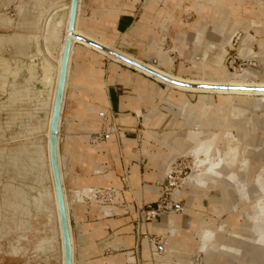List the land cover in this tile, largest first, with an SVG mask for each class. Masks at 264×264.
<instances>
[{"label":"crops","instance_id":"crops-1","mask_svg":"<svg viewBox=\"0 0 264 264\" xmlns=\"http://www.w3.org/2000/svg\"><path fill=\"white\" fill-rule=\"evenodd\" d=\"M35 6L37 9L36 0ZM188 15L191 17L187 18ZM220 17L225 19L222 30H216ZM37 23H29L35 25L34 34L38 33ZM230 28L234 34L231 44L225 45L224 65L229 59L232 62L250 60L259 68L260 58L245 57L239 48L243 45L254 52L261 48L264 0H79L74 32L81 29L142 61L152 50L164 48L170 57L176 53L185 65L193 58L202 60L209 43L223 44ZM202 34L201 45L197 46L194 42ZM72 40L60 123V136L64 138L59 147L64 158V192L71 196L87 188L106 189L111 200L77 199L72 203L70 218L73 199L69 198L74 264L75 259L77 264H136V259L139 264H153V249L145 250V241L166 234L165 215L153 223H142L140 211L148 204H156L161 195L157 187L162 191V174L154 160L171 153L163 137L169 133L183 137L184 130H188L178 115L184 105L182 92L173 88L166 96L161 82L134 72L128 68L134 66L132 63L126 61L127 67L104 55L107 53ZM180 71L186 72L184 66ZM184 97L191 105L190 110H202L199 103L194 105L186 94ZM158 99L178 110H170L172 115H167L156 104ZM218 103L215 99V104ZM136 108L142 113L157 109L155 117L144 123L140 149L135 137ZM160 128L164 130L161 135L157 131ZM102 131L108 133L107 137L94 146L99 141L91 136ZM142 151L147 154L143 157L144 164L140 163ZM146 186L154 190H146ZM195 191L189 186L182 188L185 207L181 213L175 212L180 231L174 239L182 255L194 251L197 243L196 213H201L205 220L214 218L217 222L228 217L227 213H222L226 215L223 217L212 211L210 199L215 190L203 195L199 189L202 195L192 197ZM201 201L208 202L210 207L203 206ZM209 211L211 214L206 217ZM170 241L168 237L167 247Z\"/></svg>","mask_w":264,"mask_h":264},{"label":"rangeland","instance_id":"rangeland-1","mask_svg":"<svg viewBox=\"0 0 264 264\" xmlns=\"http://www.w3.org/2000/svg\"><path fill=\"white\" fill-rule=\"evenodd\" d=\"M68 1L69 0H63L61 2H58L57 5L66 3ZM70 8H71V4L61 9L67 10ZM0 11H1V7H0ZM3 16L0 15L1 26L5 25L3 23L4 20L6 19L8 20L7 17L5 16L3 17ZM190 17L191 16L189 15L187 16V18ZM223 19H224L223 17L219 18L217 24L215 25L216 30H222L221 27L223 26L222 24ZM34 21L36 23L39 21V19L36 18L34 20H31L30 22L33 23ZM202 39H203V34L199 38V41L197 43L196 42L194 43L197 46H200ZM73 44L74 41L72 42V45ZM213 44L214 43H209L207 45V48L203 52V54L206 52V56L203 57L202 60L198 61L196 58H193L191 60L192 63L190 61L189 62L187 61L185 65H183L181 64L182 60L175 53L171 56L172 58L169 56L172 60V64H170L169 66L165 65L164 63H161L159 57H150L154 53L153 51L155 50L149 52L147 58L144 61H142L140 59L135 58L132 55L122 52L121 50L117 49L115 46L113 49H111L113 52H117L131 60H134L135 62H138L142 66L149 68V70L140 66H136L134 64H133L134 66L128 67L126 60L119 58L118 56L112 53L104 54L109 58L121 64H124L134 72L142 73L145 76L151 77V79L153 80L161 82V85L166 91V96L171 92V90H173V88L180 90L182 92L181 98L184 105L180 107L178 115L182 117L183 124L188 127V130L187 129L184 130L186 132L183 137L178 136L176 133H169L168 134L169 136L163 137L162 140L164 144L169 147L171 153L165 158H158L154 161L156 162L158 168L160 169V172L162 174V179L165 177V175L169 174L173 170L175 164H180V168L182 169V171L181 169H179V172L180 171L181 172L178 173L179 175L178 177L179 179L186 178L183 187L189 186L191 188H194V190H196L195 192L191 193V196L196 197L202 194L208 195L207 192L211 190L212 191L215 190L216 193H214L210 199L213 213L218 216H220L222 213L228 214L227 218L221 220L220 222H217L214 218L205 220L202 217L201 213H196L195 215L197 216L195 217L194 222H197L198 224L197 227L195 228V230L197 231V243L196 245L194 244V251L188 253L185 252L184 253L185 255H182L180 250L177 248L174 239L177 235H174L176 233H173L174 231L170 227V214H173L174 213L173 211H176L175 210L176 207H173V209L171 210H167L164 216L166 234L164 236L163 235L160 236L158 239L155 238L156 236H154V237H150L149 242L145 241V246H144L145 250L153 249L152 250L153 264H172L173 261L175 262V264L177 263L178 264H264V243L255 240L258 234V232L256 233V228H255L256 221L259 218L261 219L263 218V215L259 212L256 204L260 199H264V192L260 189V186L258 185L259 184L258 181L260 179L262 180V183L261 181L260 183L264 184V180H263L264 172L262 173V171H264V94L262 92H256L255 90H262V89L264 90V88H258V86H260L261 84L263 85L261 87H264V82L261 83L263 80L262 78L264 77L262 76V74L264 73V56L261 54L260 49L258 52H254L251 49L252 51L251 54L241 53V55L245 57L254 58L256 56L260 58V67L258 69H254L252 67L246 68L247 62H244L242 60H236V62H232L233 59H229V61L225 62V65L227 66L226 68L224 65V60H225L224 57H223L224 60L219 59V57L215 58V62H216L214 63L215 67L217 68L218 71L225 70L226 72H228L230 81L232 82L234 81L237 84H249L250 86L248 87H251L248 88L251 90V94H247L244 92H237L236 95H231V94L219 95L217 86L214 83H205L203 82L204 79H202L201 81L195 80L196 77L193 76V74L199 71L200 74L199 73L198 74L200 78H206V79L209 78V76H207L208 73L205 74L204 71L207 68L206 62L207 61L210 62L214 56L215 51L213 49L218 46L216 44H214L213 46ZM13 45L16 48H18V52L23 53L20 43H16ZM210 45H212L213 47L212 46L209 47ZM157 50L159 51L162 50L164 53H167V55H169V52L166 51L164 48H160ZM24 51L25 54H27L26 48ZM155 59L158 61H156ZM23 61L27 64L29 62L27 60H23ZM36 62L39 63L40 60L39 62L38 60ZM18 63L20 64L21 62ZM18 63H15V65H17ZM6 64L7 63H5L4 65ZM181 66H184V69L186 71L185 73H181L180 71ZM153 72H157L158 74L164 76L165 78ZM253 72H257V73L261 72L260 73L261 76L256 77L257 79H254ZM10 73H11L10 70L3 69V73L0 75L3 82L5 83L7 82V78ZM173 76L174 77L182 76L184 80L197 82V84L195 83L193 84V86H197V88L195 87L192 88L188 86L181 87L179 85H171V84L169 85L168 81H170L171 80L170 77ZM243 76L245 77L247 76L245 78L247 79V81L244 80V78L240 80V78ZM27 78H28V74L25 71L19 76L18 79V83L19 85H22V88L16 87V85L14 84V90L17 92V96H15L16 98L14 99L16 101V100H22L26 97V99H28L29 102L32 103L36 107V109H38L40 107L39 105L40 102L38 101L39 99L37 95L33 94L34 91H36V88H33L32 90L34 91L31 90V92H28V94L21 93L22 91L28 89L26 86ZM37 87H40V84H37ZM9 89L10 87L8 86L7 89L8 92L10 91ZM240 89L243 90L244 88H240ZM8 92L7 93L0 92V95L2 94L1 101L8 100V94H9ZM184 94H186L187 98L192 102V104L196 105L197 103H199L202 106L201 108L202 110L200 111L199 109L201 113L198 112L196 108L190 110L189 107L191 105L189 101L184 97ZM215 99L217 103L220 100V103L215 104ZM169 103L175 105L174 104L175 102L173 101H169ZM156 104L159 106V109H161L162 112L170 116L172 115V112L170 110L173 109L175 111L178 110L177 107L176 108L170 107L168 103L160 101L159 99L157 100ZM25 108H30V107L24 104L21 107V109L25 110ZM212 108L213 109L215 108L214 111H212L213 110ZM137 109L139 108H136V113H134V115L137 117L135 137L138 140V149H140L143 140L144 123L147 124L155 117V115L157 114V109L154 108L149 111L144 110V112L143 113L141 112L140 114L137 112ZM36 114H37L36 111L34 113H31V117L37 118L38 116H36ZM8 116L9 115L6 112L5 113L2 112L1 121L2 122L6 121ZM146 117L148 118L147 122L146 119H144ZM43 123L44 120H39V121L37 120V124L33 127H35V129L41 128ZM157 131L158 134L161 135L164 130L163 128H160ZM101 133L103 135L105 134L104 131H102ZM96 136H100V135H96ZM157 138L160 139L161 136H157ZM101 139L104 140L105 136L101 135L98 141H100ZM94 140L96 139L94 138ZM212 147L218 148L219 152L223 155V158H225V160L222 162V167L223 168L226 166L228 167L225 169L221 177L215 178L213 184L209 185L208 187H205L204 185L198 186L195 180H189L192 174L198 170L196 169L195 166L196 155L197 156L199 155L200 157H204L207 150ZM229 148L232 150L233 160L228 161L230 162V164H227L226 154L231 153ZM39 149H40V158H41L40 161L42 163H46L45 159L43 158L44 151L41 147ZM196 149H199V151H197L196 154H194ZM233 151L237 152L235 153V156ZM146 155H147L146 152L144 151L141 152L140 163L144 164L145 161L143 157H145ZM210 158L212 160L216 159L215 156H212ZM176 160L178 162H176L172 167V164ZM242 162H246V167H241ZM208 163L209 161H206V164L202 165V167L200 168H205V165H207ZM168 164L171 166L172 169L164 175L163 171L166 169V166ZM33 167L36 170L29 171V169H32ZM41 167L42 166L39 167V165L31 161V163L28 165L27 172L34 179L30 178V180L27 182H26L27 179L22 180L21 187L28 191L31 200L32 201L34 200L33 203L30 202L29 197L24 192V190L12 188L13 186H10V190L12 191L14 198L13 200L10 201L8 206L11 210L14 211V212L11 211L10 217L13 219L16 231L25 229L26 226L29 225L30 223L29 219L23 218V215L26 213L27 217L30 216V214L32 213L31 206L33 204H35L37 210L39 211H43L45 209V206L47 205L46 201L48 200V197L46 196L45 198H41V190L45 188L47 190L49 189V185L46 183V181H48L49 179L47 178V175L45 177L44 174L45 167L43 166L42 170ZM261 173L263 176L262 175L259 176V174ZM228 175L230 177L232 176L231 177L232 180L228 178L229 177ZM235 180L237 182H235ZM239 183H242L245 186L243 185L241 187L242 184ZM29 185L33 186L34 189L30 191L28 189ZM163 185L164 184L161 182V186ZM149 188H151V191L154 190V187L152 186L145 187L146 190H149ZM157 188L159 189V192L157 193L160 195L161 194L160 188L159 187ZM87 189H91V188H87ZM199 189L203 190L202 194L199 193V191H197ZM84 190L80 192H75L74 195H76V198L73 201H71V203L77 199L81 200L83 195L87 196L92 200H95L94 189H91V192H89L90 194H93V196L88 195ZM1 196H2V191H0V197ZM103 198H106V201H111L110 197H108L106 193H102V195L98 197L99 200ZM114 198H112V200H114ZM162 198L163 197H160L157 203L161 201ZM168 198L171 199L173 202H179L178 206H180L181 210L177 211L176 214L181 213L185 207V199L182 197V189L181 190L176 189L175 193L173 192L172 195L168 196ZM24 199L26 200L24 201ZM201 204L205 207H210L208 202L201 201ZM18 212L22 213V217L17 215ZM43 212H46L48 214L47 215L48 220H47V216L44 215V213L41 214L37 213V211L35 212V209L33 208V217H35V219L33 220V224L35 227L34 230L31 231V233L21 234L22 236L20 237H18V235L17 236L6 235L7 236L6 239H3L0 235V239L2 238V240H0V264H55L53 258L51 257L52 254L47 253L46 255V252H51L52 250L55 249L54 246L55 240L51 239L50 241V239L49 240L42 239L47 236H50V234L46 236V230H47L46 224H48L49 222L50 214L47 211H43ZM210 214L211 213L209 211L206 217H209ZM218 216H214V217L218 218ZM221 216L226 217L225 214ZM3 219L7 220L9 218L6 215H3L2 210L0 209V220ZM140 220L142 221V223L155 222V221L147 222L143 220L142 216ZM158 221L160 222L162 220H158ZM253 227L255 229H253ZM2 229L3 228L1 224L0 231H2ZM259 230H260L259 233L261 231L264 232V228H260ZM203 231L209 232L212 236L208 240V242H206V249H200L202 245V240L204 238ZM168 237L171 238V241L167 247ZM41 241L43 242L45 241L46 243L45 242L44 243L46 246L49 243L48 245L51 246L50 250H44L45 246L44 248H42L41 247L42 245L39 244ZM50 242L52 243V245ZM13 243H14L13 248L15 250H17L18 248L19 250L17 253L14 254L11 253L10 251V246ZM36 246H37V250L39 251L36 250ZM225 246L227 249L231 250L230 253L221 250ZM174 257H176L175 260ZM135 263L139 264L138 259H136ZM140 264L142 263L140 262Z\"/></svg>","mask_w":264,"mask_h":264},{"label":"water","instance_id":"water-1","mask_svg":"<svg viewBox=\"0 0 264 264\" xmlns=\"http://www.w3.org/2000/svg\"><path fill=\"white\" fill-rule=\"evenodd\" d=\"M70 2H71V10L69 15H67L66 13L63 14V20L66 21L68 19V37L65 38L64 27L59 28V32L56 35L57 37L56 39L57 42L55 43L57 46L56 48H58L59 46H61L62 43H64V50H63V56H62V62L59 72L54 105L52 107L50 104H47L44 110L40 112L38 111L36 116H38L37 118L44 119V123L41 126V128L34 129L33 126L37 124V120H36L37 118L31 117V113H34L36 111V107L32 103H30L29 100L26 99V97L22 100L15 101L13 90H14V84L16 85V87L22 88V85H19L18 83L19 76L25 71L29 76L28 67L30 66V64H35L37 65V67H39L41 62V57L37 55V45L35 42H30L29 44H27L26 47L27 55H24L23 53L18 52V48H16L10 42L9 39L15 33L30 35L36 32L35 28L29 25V22L37 18L38 9H36L35 0H0V7H1L0 15H5L13 19L12 25H8V26L0 25V35H2L5 38V41L0 44V60L1 59L6 60L7 62L6 65H2L0 61V75L3 72V69H8L11 72L16 71L17 69L20 70L18 77L16 79L14 78L13 74L8 75L4 89L2 88L3 80L0 77V92L7 93L8 86L10 87L7 101H1L2 94L0 95V191H2V196L0 197V209L2 210V214L6 215L9 218L7 220L5 219L0 220V225L2 224V228H3L2 231H0V235L2 236L3 239H6L7 238L6 235L9 236L18 235V237H20L22 236L21 234L31 233V231L34 230L35 227L33 224V220L35 219V217H33V208L35 209V212L37 211V213L40 214L44 213V215L46 216L48 215L46 212L37 210V208L33 204L31 206L32 213L30 214V216L27 217V214L23 213L24 214L23 218L29 219L30 222L29 225H27L25 229L16 231L13 219L10 217L11 211L13 210H11L8 206L10 201L13 200L14 198L13 193L10 190V186H13L12 188L24 190V192L28 195L30 202L31 203L34 202V200L33 201L31 200L28 191L26 189H23L21 186H22V180L27 179L26 180L27 182L30 180V178L34 179L27 172L28 165L31 163V158L34 157L36 153L35 150L39 146H41L45 154H47L48 151H50L52 174H53L54 186L57 196L59 218H60L61 232H62V241H61L59 236V225L57 222V217L54 212L52 215L50 226L46 224V228H47L46 236L49 234L54 236L55 250H52L51 252H46V255L47 253H51L52 254L51 257L53 258L55 264H63L62 253L64 254V264H73V250H72V241H71L72 225H71V220H69L68 212L66 208L63 183L61 178V169H60L59 157H58V151H60L59 147L64 141L63 136L59 137V132H60L62 108L64 103L65 85L67 80L69 58H70L72 42H73L72 36L93 43L96 46L103 48L108 52L118 56L119 58H122L136 66H140L149 70V68L142 66L141 64L135 62L134 60H131L117 52H113L112 50L105 48L104 46L96 42L88 40L87 38L81 36L80 34H75L74 28L78 14L79 0H70ZM54 8L55 7H53L51 10H54ZM42 35L43 32H41V36ZM40 43H41V47L43 48L44 47L43 40H41ZM23 60L29 61V64L25 63ZM37 60L38 61L40 60V62L37 63L36 62ZM243 61L247 62L246 68L252 67L254 69H258V66L255 63H252V61L250 60H243ZM18 62L21 63L19 64ZM15 63L18 64L15 65ZM153 73L161 76L157 72H153ZM31 83L30 85L32 88L37 87V84H39L35 81ZM30 85L29 82H27L26 86L30 87ZM24 104L28 105V107L30 108H25V110L24 109L22 110L21 107ZM2 112L4 113L6 112L9 115L7 117V120L3 122L1 121ZM50 116H51L50 137L47 138L46 132L49 126ZM96 135H100V136L102 135L107 137L108 133H105L103 135L100 132L98 134L91 136V139H93ZM101 140L94 146H98L99 144L103 143L104 140L102 141ZM48 145H49V149H48ZM60 155L62 160V171L65 182L64 158L61 153ZM177 160L172 164V167L176 162H178ZM167 176L168 174L165 175V177L161 180L163 184L167 183ZM185 179L186 178L178 180L179 187L174 189V193L176 189L181 190L183 188V185L185 184ZM161 188L162 191L160 197H162L163 194V186H161ZM28 189L31 191L34 189V187L29 185ZM94 190H95V196H94L95 200L106 202V198L99 200L98 197L102 195V193H106L107 190L106 189H94ZM67 194L69 196V193ZM71 196H69V198H71ZM85 197L89 200H92L84 195L82 199H84ZM72 203L70 206V218L73 210ZM175 203L177 205L175 208L176 211H173L174 213L181 210L180 206H178L179 202H175ZM165 213L166 212L161 213L153 221H155L162 215H165ZM17 215L22 217L21 212L20 213L18 212ZM47 220H48V216H47ZM2 238L0 240H2ZM74 243H75V239H74ZM13 245L14 243L10 246V251L11 253L14 254L17 253L19 250L18 248L17 250H15L13 248ZM62 247H63V252H62ZM36 250H37V246H36ZM75 261L77 264L78 261L76 259Z\"/></svg>","mask_w":264,"mask_h":264},{"label":"bare ground","instance_id":"bare-ground-1","mask_svg":"<svg viewBox=\"0 0 264 264\" xmlns=\"http://www.w3.org/2000/svg\"><path fill=\"white\" fill-rule=\"evenodd\" d=\"M58 1L61 2L63 0H36L37 6H38L37 9L38 10L40 9L39 10L40 13L38 14L39 15L38 16L39 21H38V26H37L38 27V33H36L34 35H31V34L30 35H26V34H21V33H15L9 39L12 44L20 43L24 55H27V54H25V51H24L25 48L27 47V44H29L30 42H35L36 45H37V55L41 57L40 66L37 67V65H35V64H30V66L28 67V71H29V76L28 77L29 78L27 79V82H29V84H30L31 82L35 81V82L40 84V87H38V88L37 87H33V88H36V91H34V90H32L33 89L32 87L27 86L28 89H26L25 91L21 92V93H24V94H28V92H31V90H32V91H34L33 94L37 95V97L39 99L38 101L40 102L39 103L40 107L38 109H36V113H38V111L40 112V111L44 110L45 106L47 104H50L52 107L54 105L55 95H56V90H57V84H58V78H59V72H60L62 56H63V50H64V44L63 43L58 48H56L57 46L55 44L57 42L56 35L59 32V28L64 27L65 28V36H66V38L68 37V19L66 21H64L63 20V14L66 13L67 15H69L71 8L67 9V10H64L62 12H60V11L62 10L61 8L65 7L67 5H70L71 2L69 0L66 3L57 5ZM52 3H53V5H52ZM54 3H56V4H54ZM53 7H55L54 10H51ZM5 17H7V16H5ZM7 18H8V20L6 19V20L3 21V23L5 24L4 26L12 25L13 19L10 18V17H7ZM66 24H67V26H66ZM74 30H75V28H74ZM231 30L232 29L230 28L229 35L225 39L223 44L218 45L217 47H215L213 49L215 52H214V56H213L212 60L210 62H208V61L206 62L207 63V68L204 71V73L205 74L208 73L207 76H209V78L208 79L200 78L199 77L200 72L198 71V72L195 73V75H196L195 76L196 77L195 80H200L201 81L202 79H204L203 82H205V83H214L217 86V89L219 91V93H218L219 95H224V94L236 95L237 92H244V93H247V94H251V90L248 89V88H251V87H248V86H250L249 84H237L234 81L233 82L230 81L228 72H226L225 70L218 71L217 68L215 67V64H214V63H216L215 62V58L219 57V59H223V57L227 54V50L225 49V45L231 44V41H230L231 39L230 38L234 34ZM76 31L77 32H74L75 34H80L81 36L87 38L88 40L96 42V43H98V44H100V45H102L105 48H108L110 50L113 49L112 48L113 46L110 43H108V42L100 41L99 39H97L96 37L92 36L91 34L85 33L81 29H77ZM41 32H43L42 36H41ZM197 36H199V34ZM72 39L77 40L79 43L84 44L88 48H93V49L97 50L98 52L107 53V54L110 53L107 50H105L103 48H100V47L96 46L95 44L90 43V42H88L86 40H82V39L76 38L75 36H72ZM41 40H43V42H44V47L43 48L41 47V43H40ZM4 41H5V38L2 35H0V44L3 43ZM211 46L212 45H210L209 47H211ZM213 46H214V44H213ZM260 47H261L260 48L261 54L264 56V42H262L260 44ZM89 51H90V49H89ZM239 51L242 54L243 53L244 54H246V53L247 54H251L252 53L251 48L247 49L243 45L240 46ZM153 52L154 53L150 57H159L160 58V62L164 63L165 65H168V66L170 64H172V60L169 57V55H167V53H164L162 50L161 51L155 50ZM205 56H206V52L203 54V57H205ZM253 57H254V55H253ZM0 61L3 64L7 63L6 60H2L1 59ZM28 64H29V62H28ZM19 71L20 70L17 69L16 71L11 72L10 74H13L14 78L16 79ZM260 73L253 72L254 79H257L256 77L261 76ZM237 76H239V75H237ZM262 76H264V73L262 74ZM246 77L243 76V77L240 78V80H242L244 78V80L247 81V79H245ZM170 79L171 80L168 81L169 85L171 84V85H179L181 87H187L188 86V87H192V88L193 87L197 88V86H193V84L194 83L197 84V82H191V81H188V80H184V78L182 76H178V77H174L173 76V77H170ZM262 79L263 80H262L261 83L264 82V77ZM66 82H67V80H66ZM176 82H178V83H176ZM25 84H26V82H25ZM5 85H6V83L3 82V84H2V88L3 89H4ZM261 86H263V85L261 84L260 86H258V88H264V87H261ZM65 87H66V85H65ZM236 87H238L239 89L236 88ZM240 88H244V89L242 90ZM245 88H247V89H245ZM255 91L256 92H262L264 94V90L263 89L262 90H255ZM201 92H202V90H201ZM213 93H214V91H213ZM13 95H14V98H16L15 96H17V92L15 90H13ZM137 112L140 114L141 113L140 109H137ZM51 116H52V113H51ZM51 116H50V119H49L48 130L46 132L47 138L50 137ZM145 119H146V122H147L148 118L146 117ZM37 120L39 121V120H44V119L38 118ZM34 129H35V127H34ZM59 137H60V132H59ZM40 147L41 146H39L35 150L36 153H35L34 157L31 158V161L36 163L37 165H39V167L40 166H42V167L44 166L45 167L44 174H45V177L47 175V178L49 179L48 181H46V183L49 185V189L47 190L45 188V189L41 190V198H45L46 196L48 197V200L46 201L47 205L45 206V209L43 211H47L50 214L49 215V222H48L49 226L51 224L52 215L55 212V215L57 217V222H58V225H59V232H60L59 234L61 236L60 239L62 241L61 224H60V218H59L57 196H56V191H55V186H54V179H53V174H52V166H51V160H50V151H48L47 154H45V153L43 154V158L45 159L46 163H42L40 161L41 160V158H40V149H39ZM48 149H49V145H48ZM197 151H199V149H196L194 154H196ZM230 151H231L230 154H226V162H227V164H230V162H228V161H232L233 160L232 150L230 149ZM230 151H228V152H230ZM233 153H234V156H235V153H237V152L233 151ZM198 156L196 155V159H195V166H196V169H198V170L192 174V176L190 177L189 180H195L198 186L199 185H204L205 187H208L209 185L213 184V182L215 181L216 177L218 178V177L222 176V174L224 173L225 169L228 166H226L224 168L222 167V162L225 160V158H223V155L219 152L218 148H216V147H212V148L208 149L204 157H200V156L198 157ZM212 156H215L216 159L212 160L210 158ZM58 157H59V164H60V169H61V178H62V183H63V190H65V187H64V176H63V171H62V160H61L60 151H58ZM206 161H209V163L207 165H205V168H200V167H202V165L206 164ZM42 167H41V170H42ZM241 167H246V162H242ZM171 169H172L171 166L168 164L166 166V169L163 171L164 175L166 173H168ZM32 170H36V169L34 167L32 169H29V171H32ZM263 172L264 171H262V173ZM262 173L259 174V176L262 175ZM36 176H37V174H36ZM231 177L229 176L228 178L231 179ZM43 178H44V176H43ZM233 179H235V178H233ZM260 181L262 183V180L260 179L258 181L259 182L258 185L260 186V189L264 192V184H261ZM235 182H237V181L235 180ZM239 184H242V183H239ZM243 185L244 184H242L241 187ZM157 190H159V189L157 188ZM84 191L88 195L93 196V194L89 193V192H91V189H85ZM157 192H159V191H157ZM64 196H65V203H66L67 212L69 213L68 209H69V201L70 200H69L68 194H66L65 192H64ZM75 198H76V195H73L71 199L74 200ZM25 200L26 199H24V201ZM256 206H257L259 212L263 215V218L262 219L259 218L256 221V224H255L256 227L254 226L256 228V233L258 232L255 240H258V241L264 243V232L261 231L259 233V231H260L259 229L260 228H264V199H260L257 202ZM176 224H177L176 215L174 213L170 214V227L174 231L173 233H176L174 235H177L178 234L177 232L180 231L178 229V227L176 226ZM254 227H253V229H255ZM203 233H204L203 234L204 238L202 240V245H201L200 249H206V242H208V240L212 237L209 232L203 231ZM42 239L43 240H49L50 239V241H51V239H54V236L50 235V236H47V237L42 238ZM71 241H72V236H71ZM44 242L41 241L39 243L40 245H42L41 247L44 248V246H45L44 250H50L51 246L48 245L49 243L46 246L45 245L46 242L45 243ZM51 245H52V243H51ZM72 247H73V243H72ZM221 250H223L225 252H228V253L231 252V250L227 249L226 246L223 247V249H221ZM62 252H63V247H62ZM62 263L64 264V254L63 253H62ZM73 264H74V261H73Z\"/></svg>","mask_w":264,"mask_h":264},{"label":"built area","instance_id":"built-area-1","mask_svg":"<svg viewBox=\"0 0 264 264\" xmlns=\"http://www.w3.org/2000/svg\"><path fill=\"white\" fill-rule=\"evenodd\" d=\"M101 136H96L95 139H99ZM180 164H175L173 170L167 176V183L163 185V194L162 200L156 203L155 205L148 204L141 208V216L145 221H153L157 218L161 213L166 212L167 210L173 209L176 207V203L168 198L169 195H172L174 189L179 187V175L182 171L179 172Z\"/></svg>","mask_w":264,"mask_h":264}]
</instances>
